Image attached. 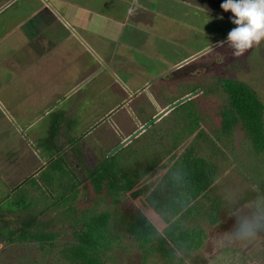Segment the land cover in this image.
<instances>
[{"label": "rangeland", "instance_id": "obj_1", "mask_svg": "<svg viewBox=\"0 0 264 264\" xmlns=\"http://www.w3.org/2000/svg\"><path fill=\"white\" fill-rule=\"evenodd\" d=\"M10 1H13L12 6L0 13V21L6 15L15 14H17L16 22L23 17L29 19L30 12L28 10L37 8L36 20L41 23L42 18L50 12L49 8L44 7V2L41 0ZM89 1L90 6L98 8L96 2H100V0H94V5L91 4L93 0ZM135 1L138 5L142 2L143 5L148 6L146 9L139 8V12L142 11L144 15L141 12L140 14L146 18L143 20L144 24H140L134 31L130 27H125V20L120 21V24H115V27L118 26L120 30H126L125 34L129 36L125 39V46L119 49V52L128 58L140 59L145 65L143 70L146 76L132 77L130 83L133 85L122 81V86L116 81L113 74L119 75V70L115 68L118 65H113L109 59L118 57L110 48L114 41L108 37L105 39V47L99 49L105 56L107 65L88 54H84L83 58L77 54L76 57L70 59L60 56L53 63L63 72L57 76L52 74L49 76L50 79L41 82L39 94L37 92L34 94L35 89L29 84L23 91H18L19 89L15 88L16 81L20 79V70L23 68L22 64L26 54L23 55L22 50H14L24 42V38L20 39V30L16 35L19 37L18 39L15 35L12 36L16 42L13 47L8 49L5 61H0V209L5 213L12 209L20 210L23 213L28 211L30 214H39L44 210L45 202L53 205L49 212H45L46 217L57 221L60 216H63V220L67 219L68 227L65 225L67 230L58 228L57 232H54L57 235L55 245L42 250L32 241H17L10 244L0 239V264H73L63 257L61 250L72 244H78L73 233L74 225L80 227L82 221L86 217L94 215L95 211L91 207L84 208L86 200L93 202L92 198L88 200L89 197H87V199L73 201L74 196L69 190V185L62 184L60 190L52 187L47 178L51 176V181H58L59 175L45 174L47 167L36 174L42 167L40 166L41 160L44 161L46 158L50 160L52 156L45 151L55 148V138H52L56 132L55 123L60 121V126H62L61 134L59 133L62 137L59 140L64 146L67 145L66 151L71 149L69 146V142H71L74 144L72 147L74 151H83L85 164L96 165L107 151L105 149L103 153L99 149L103 146H97L103 141L101 137L105 134L106 136L110 135L108 133L114 132L116 128L111 126V122L108 120L102 122L103 119L122 104L135 111L136 103L143 97L137 93L149 82L150 77H156L158 72H164L158 76L159 78L161 75H170L166 73L171 70L177 71L171 65L164 66L163 62L172 65L184 62L183 66L189 63V67L184 70L188 74L187 79L192 78V69L198 71L204 66L202 77H196L189 81L200 89L196 96L200 103L198 104L199 111L205 118L206 125L211 127V132L207 133L208 139L215 143L214 150H218L215 161L221 165L214 186V195L206 198L205 205L211 206L214 201H220L217 210L221 217L215 223H211L206 218V213L194 217L191 224L203 227L206 232L199 247L176 248L175 256L168 260H165L158 252L148 254L145 258V253L139 243L128 234L127 228L124 226V218L128 217L129 220L131 216H137L139 211L144 209L143 205H149L144 203L146 196H144L145 199L138 200L135 196L122 197L119 203L112 205L107 202L102 208L110 209L112 214L116 215L115 237L119 239L115 248L110 252V256L102 259H108V264L264 263V259H255L257 248L252 250L245 248L249 238H243L240 234L242 223L247 219H255L260 225L256 232L260 235L264 251V153L254 150L251 138L241 123L235 126L228 137L220 133L221 140L216 138L218 133L213 131L217 127L220 128L222 120L220 110L227 103V94L221 84L223 78L232 77L246 82L257 92L264 103V41L254 44L241 57H234L229 46L218 47V42L225 40L227 33L235 27L230 21L232 13L225 12L220 6L223 0ZM59 2L60 0H53L52 4L57 7ZM128 2L132 7L137 8V3L134 0H128ZM27 4H29L28 7ZM125 5L130 7L128 4ZM21 7L22 10L18 12ZM132 7L131 9H134ZM127 11H129L128 8ZM60 15L63 18H59V24L55 26V28H62V30L55 31V34L59 36L65 31L63 26L68 22L62 12ZM221 17L223 18L221 19ZM152 23H156L158 29L150 28L149 25ZM47 31L53 33L52 28ZM155 31H158L156 37L153 36ZM62 37L65 39H61ZM3 39L5 38L0 32V49L3 48L2 43L5 41ZM59 40L62 41L61 45H65V34H62ZM138 48L139 50H135ZM42 51L46 53L47 47L45 46ZM12 52L13 56L8 58ZM60 53L63 52L60 50ZM130 64L128 66L130 69H135L139 65V63L134 64L133 62ZM191 64H193L192 67ZM82 68L83 70H81ZM93 70L94 73L91 74L90 71ZM22 74L25 78L24 70ZM104 76L108 79L99 83L98 80ZM158 78L157 81H154L155 85L164 84L173 87L175 96H178L177 85L179 82L177 80L161 82ZM9 80L10 85L14 80L10 88L12 90L10 97L6 95L5 88L1 89ZM79 83H81V88L77 87ZM186 87L189 86L186 85ZM134 94H137L136 97L131 99ZM48 95L52 98H48ZM164 108L153 107L150 114L160 113ZM63 111L66 116H63ZM128 115L127 111L118 110L114 112L113 117L116 121L120 120L119 124L121 125L124 120L123 116L127 117ZM177 120L175 111L164 115L147 132L126 144L113 155L117 154L116 159L121 160L126 169H135L136 166L133 164L135 162H139L142 167H145L144 161H148L150 156L163 155L164 157L172 145V142L168 140L171 130H180V125L175 126L178 124ZM130 121V127H124L126 131L122 136H119V140H125L132 129L133 131L139 129V123L131 119ZM92 128L94 130H91ZM84 134L87 135L83 136ZM49 138L52 143H49ZM207 146V144L204 145V152L208 151ZM11 148L13 149L11 155L15 151L18 152L17 159L20 165L12 164V159L5 152ZM67 154L71 156L69 151ZM29 174L36 175L27 177ZM20 175H23L21 182ZM5 179L10 181L5 182ZM19 183L20 185H18ZM89 189L88 185L78 197L86 195ZM162 192H166V189H162ZM214 198L219 200H214ZM6 214L10 215V213ZM230 226L237 229L238 233L235 236L239 235V237L232 238L234 242L232 248L227 247L228 245L221 241L222 234L220 233ZM30 234L41 237L46 233L39 229L30 232ZM48 235L52 236L50 233ZM217 240L220 245L216 243ZM241 240L245 244V250L241 246Z\"/></svg>", "mask_w": 264, "mask_h": 264}, {"label": "trees", "instance_id": "obj_2", "mask_svg": "<svg viewBox=\"0 0 264 264\" xmlns=\"http://www.w3.org/2000/svg\"><path fill=\"white\" fill-rule=\"evenodd\" d=\"M221 84L227 94V103L220 110L222 117L220 128L213 129L214 133H218L216 138L221 140L220 133L228 137L235 126L241 123L251 138L254 150L264 153L263 101L244 81L227 77L221 80ZM195 87L197 86L192 89L194 90ZM194 101L195 99L178 105L175 117L180 123L175 126L180 125V130H171L168 140L172 145L167 150L168 153L164 157L150 156L148 161H144L145 167L135 162L133 163L135 169H126L121 160L116 159L117 154L109 156L107 151L94 166L84 163L82 150L74 151L73 148L68 150L71 156L65 153L67 159L60 155L54 158L52 151V160L50 159L44 172L59 175L58 181H51V176L47 178L52 187L60 190L62 184L69 185V190L74 196L73 201L92 198L93 202L86 200L84 208L91 207L95 211L94 215L82 221L80 227L74 225L73 233L78 244H72L61 250L66 260L73 264H108V259L102 258L110 256L119 238L115 237L116 215L102 206L107 202L111 205L117 204L122 197L135 196L138 200L145 199L146 196L144 203L149 205H143L144 209L139 211L137 216L133 215L129 220L128 217L124 218V226L128 234L139 243L145 258L148 254L158 252L168 260L175 256L176 248L193 249L201 245L205 238V229L191 222L195 216H202L203 213L207 214L206 218L211 223L217 222L221 217L217 210L220 201H214L211 206L205 205L206 198L214 195V186L221 165L215 161L218 151L214 150L215 143L208 139L207 133L211 132V127L206 125L205 118L199 111V105ZM59 124L60 121L55 123L56 132L52 138L56 137ZM49 139V143H52L51 138ZM205 144L208 145L207 152L203 150ZM61 146L65 149L63 144ZM72 156L75 162L71 161ZM76 163L79 164L78 167ZM88 185L89 192L79 198L78 196ZM162 189H166V192H162ZM214 200L219 199L214 198ZM44 205V210L39 214L11 209L6 212L10 213L8 215L0 209V239L10 244L17 241H32L39 245L40 249L53 247L57 238L54 232H57L58 228L67 230L65 228V225L68 227L67 219L63 220V216L57 221L48 219L45 212H49L53 205L45 202ZM39 229L46 233L45 236L30 234ZM220 233L221 241L229 248L234 246L232 238L239 237V235L235 236L238 231L233 226ZM216 243L220 245L218 240ZM241 246L244 248V242ZM245 248L249 250L257 248L255 259H264L259 233L256 232L249 238Z\"/></svg>", "mask_w": 264, "mask_h": 264}, {"label": "crops", "instance_id": "obj_3", "mask_svg": "<svg viewBox=\"0 0 264 264\" xmlns=\"http://www.w3.org/2000/svg\"><path fill=\"white\" fill-rule=\"evenodd\" d=\"M41 1L44 2V7L49 8L50 11L46 16L42 18L41 23L36 20L37 8H30L28 10V12H30L29 19H25L23 17L19 18V20L16 22L15 20L17 19L15 16L17 14H15L6 15L4 19L0 21V32L3 34V38H5L3 39L5 41L2 43L3 48L0 49V61H5V56L8 49L13 47V44L16 42V40H14V38L12 37L13 35L16 36L18 31L20 30V39L24 38V42L20 43V46L14 49L20 51L22 50L23 55L26 54L23 61L24 63L22 64L23 68L20 70V79L16 81L17 84L15 88L19 89L18 91H23V89L29 84L33 89H35L34 94L35 92L39 94L41 82L43 83L44 81H47V79H50L49 76L52 74H55V76H57L58 74L63 72V70L59 69L53 63L58 58H60V56L70 59L76 57L77 54H79L78 56H81L82 58L84 54H88L104 65H107V60L99 49H103L105 47V39L108 37H111V39L114 41L110 48L113 49L118 57L117 59H109L113 65H118L115 68L119 70V75L117 76L115 73L113 74L116 81L121 85L122 81H126V83L131 84L130 79L132 77L142 78L146 76L145 71L143 70V66L145 65L141 62L140 59L135 60V58H128L119 52V49L125 46V39H127L129 36L125 34L127 32L126 30H120L118 26L115 27V24H120V21L125 20V27H130L134 31L139 27L140 24H144L143 20H146V18L140 14V12L142 14L143 12H139V8L146 9L148 8L147 5H143L142 2H140V5H138V3L134 0V2L137 3V8H134L129 4V2L127 3L128 0H100V2H96L98 8H95L89 5V0H60L56 7L52 4L53 0ZM12 2L13 1L10 0H0V13L4 10H8V8L12 6ZM92 3L94 5V0L93 2H91V4ZM100 3H102V5H100ZM125 4L130 5V7H126ZM26 6L28 7L29 4H27ZM131 7L134 9H131ZM127 8L129 9V11H127ZM100 9H102L103 11ZM21 10L22 7L18 9V12H20ZM60 12H62V14L68 20V22L66 23L67 25L63 26L65 31L62 33L66 36L65 45H61L62 41L59 40L62 34L60 36L55 34V31L57 29L62 30V28H55V26L59 24L58 19L63 18L60 15ZM14 22H16V24H14ZM149 26L150 28L158 29L156 23H152ZM49 28L53 29V33L47 31ZM153 36H158V31H155V33H153ZM18 38L19 37H17V39ZM61 39H65V37H62ZM45 46L47 47V51L46 53H43L42 50ZM60 50L63 53H60ZM135 50H139V48ZM12 56L13 52L9 55L8 58ZM131 62H133L134 64L139 63V65L135 67V69H130L128 66L131 65ZM163 65H171L173 67L175 64L172 65L170 63L163 62ZM23 70L25 73V78L22 74ZM81 70H83V68ZM90 73H94V70L90 71ZM161 73L158 72L156 74V77H150L149 82L144 86L146 87L144 94L148 98L149 95L147 91L151 89L150 83H152L153 81H157V78ZM104 79H108V77L104 76L100 78L98 82L103 83ZM10 80L4 87L1 88L6 89V95H8L9 97L12 93V90H10V88L12 87L11 85L14 82L13 80L10 85ZM77 87L81 88V83H79ZM141 90L139 91V93H141ZM48 96V98H52V96ZM144 101H146L145 96ZM62 114L63 116H66L65 111H63ZM124 118L126 117L123 116V119ZM60 128L62 129V126H60L59 124L58 131L55 137V148L53 150L45 151L48 153V155H52L53 151L54 158H56L57 155L65 156V153L68 152L61 146L62 144L59 140L60 137H62V135H60ZM12 150L13 149L11 148L10 150H5V152L8 153L9 157L12 159V164L20 165L19 160L17 159L19 157L18 152L15 151V153L11 155ZM42 157L44 158V156ZM65 158L67 159L66 156ZM72 158L73 156L71 157V159ZM48 159L49 158H46L43 161L40 157V160L42 161V164L40 166L42 167L38 169L36 174L40 173L41 170L48 166V163L50 161ZM35 175L29 174L27 177ZM19 178L21 182L23 175H20ZM9 181V179H5V182ZM18 185H20V183Z\"/></svg>", "mask_w": 264, "mask_h": 264}, {"label": "flooded vegetation", "instance_id": "obj_4", "mask_svg": "<svg viewBox=\"0 0 264 264\" xmlns=\"http://www.w3.org/2000/svg\"><path fill=\"white\" fill-rule=\"evenodd\" d=\"M182 63H184V62L176 63L173 66V68H175L177 71L173 72V70H171L169 73H166V74H170V75H167V76L161 75L158 78V79L161 80V82L162 81H166V80H171V81L177 80L179 82L178 85H177V91L179 93L178 96H175V94H174L175 91H174L173 87H169V86L164 85V84L155 85L154 81H153L152 83H150L151 89L147 91L148 95H149V98L144 94L146 87L142 88L141 93H137V94H141V96H143V97H142L141 100H139L136 103L135 111H133V109H131V108L125 107V105L122 104L121 106H119V108H117L115 111L111 112L109 115H107V117L105 119H103L102 122L108 120V121L111 122V126L116 127L114 129V132L110 131L108 133L110 135L106 136V134H105L104 136L101 137L103 139L104 143H103V141H101V143L98 144L97 146H103V147L99 148L103 153L105 152V149H106L107 152H108V155H109V152L111 150H113L114 148H116L122 142V140H119V136H122V134L126 131L125 128L130 127V124H131L130 123L131 122L130 119L133 120V121L135 120L137 123H139V129H140L142 126H144L145 124L149 123L152 119L156 118V120L154 122H152L146 129H144L139 135H137L136 137H134L131 140V141H133L135 138H137L141 134L147 132L148 129L151 128L153 125L157 124L159 122V120H161V118H163L164 115L174 112L179 107L178 106L179 104L174 106L172 109H170L166 113L162 114V112L165 109H167L169 106L173 105L175 102L179 101L180 99L186 97L187 95L196 92V94L194 96H192L190 99L184 101L183 103H185V102H187L189 100H194L195 99L194 102L196 104L197 103L200 104L199 103V99L197 100V98H196V96L200 92V89H199V87L196 84L190 83L191 81H189V80L194 79V78L196 79V77H202L201 75L204 73V66L201 65L202 67L198 71H194V69H192L191 70L192 71V73H191L192 78L190 77V78L187 79V75L188 74H186V72H184V70H185V68L189 67L188 66L189 63L187 65H184V66L182 65ZM190 66L192 67L193 64H191ZM186 85H188L189 87H186ZM194 86H197V87H195V89L193 90L192 88ZM137 94H134L131 99L135 98ZM144 96L146 97V101L143 100ZM180 104H182V103H180ZM161 105H163V106H161ZM153 107L156 108V109H159L160 107L161 108L165 107V108L160 113L156 112V113L150 114L151 108H153ZM118 110L127 111L128 114H129L126 118H124V120L121 123V125L119 124L120 120L118 121V119H117V121H116L115 118L113 117L114 112H117ZM177 122L180 123L179 120H177ZM94 128H92L91 130H94ZM136 131H133V129H132L130 131L131 133L129 132L130 133L129 136L134 134ZM85 135H87V134H84L83 136H85ZM73 145L74 144H70L69 145L71 149H72ZM111 145H113V146L111 147ZM66 147L67 146H65V148ZM71 149H68V150H71ZM65 150H67V149H65ZM71 161L75 162L74 159H71ZM78 166H79V164L76 163V167H78Z\"/></svg>", "mask_w": 264, "mask_h": 264}, {"label": "clouds", "instance_id": "obj_5", "mask_svg": "<svg viewBox=\"0 0 264 264\" xmlns=\"http://www.w3.org/2000/svg\"><path fill=\"white\" fill-rule=\"evenodd\" d=\"M220 6L232 13L230 21L235 27L225 40L218 42V47L229 46L234 57H241L254 44L264 41V0H223ZM259 226L255 219H247L241 225L240 234L250 238Z\"/></svg>", "mask_w": 264, "mask_h": 264}, {"label": "water", "instance_id": "obj_6", "mask_svg": "<svg viewBox=\"0 0 264 264\" xmlns=\"http://www.w3.org/2000/svg\"><path fill=\"white\" fill-rule=\"evenodd\" d=\"M195 94H196V92L195 93H191V94L187 95L186 97L180 99L179 101L175 102L173 105H171L167 109H165L162 112V114L163 113H166L167 111H169L170 109H172L177 104L183 103L184 101L190 99ZM155 120H156V118L152 119L149 123L145 124L140 130H138L137 132H135L134 134H132L131 136H129L128 138H126L125 140H123L116 148H114L113 150H111L109 152V156L110 155H113L116 152H118L121 148H123L126 144H128L134 137H136L138 134H140L144 129H146Z\"/></svg>", "mask_w": 264, "mask_h": 264}]
</instances>
